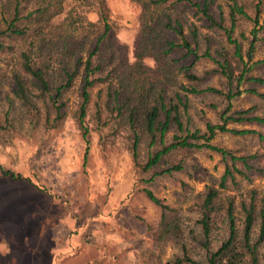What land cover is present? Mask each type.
<instances>
[{"label":"trees","instance_id":"trees-1","mask_svg":"<svg viewBox=\"0 0 264 264\" xmlns=\"http://www.w3.org/2000/svg\"><path fill=\"white\" fill-rule=\"evenodd\" d=\"M132 1L143 8L142 37L134 61L129 58L127 46L116 41L117 26L109 14V0H0V69L13 55L14 101L24 109L31 126H35L41 114L38 103L45 105L49 114L54 111L55 122H59L67 115L70 101L66 95L76 91L74 118L87 143L92 129L103 133L109 127H127L134 143L135 160H138L143 138H148L147 160L136 162L142 172L152 174L151 178L143 180L146 184H153L160 177H172L181 172L188 174L187 158L175 163L171 161L179 152L206 149L221 155L227 164L220 189L207 188L197 203L199 232L192 230L187 235L179 210L165 204L152 190L145 188L144 194L161 209L159 222L155 226L148 225V233L158 248L170 243L180 248L179 254L168 264H260L264 205L257 213L256 191L251 190L250 202L245 198L239 202L244 215L239 225L237 198L226 195L222 190H228L229 182L239 186V178L251 181L253 175H264V167L253 163L256 156H235L215 145L213 140L218 134H231L239 137L259 135L264 141V136L255 130L228 127L230 124L255 123L264 128V115L256 114V106L248 111L232 112V101L242 95L243 85L249 83L264 87V77L251 74L255 67L264 66V60L253 62L260 40L258 34L264 26H260L259 21L263 0L256 5L254 19L237 0H231L230 27L225 26L222 15L218 20L211 13L213 0ZM68 2L74 3V8L66 12ZM174 6L193 8L201 15L200 20L224 31L228 41L235 46L234 53L216 51L215 56L208 49L199 55V29L195 24L189 29L193 38L192 42L189 41L183 21L179 16H174L175 20L173 18L171 8ZM80 7H89L96 12L97 22L82 24L77 11ZM61 15H64L62 23L54 24ZM239 16L253 20L255 25L247 61L241 43L233 36ZM173 33L180 38L179 41L173 38ZM180 51L181 56L176 57ZM203 58L211 59L216 67L200 76L194 68ZM147 60H152L156 66H149ZM210 74L225 77L230 89L224 91L207 84ZM180 78L187 84L180 83ZM233 81L237 82L236 89H232ZM96 89L99 91L93 101ZM246 90L264 101V92H259L257 87ZM189 94L225 98L228 107L219 112L222 124H208L205 133L194 129L189 117ZM10 102L12 108L13 101ZM1 103L0 92V129L5 128L3 122L10 128L11 110L3 112ZM91 104L94 106L91 115L94 128H90L87 122ZM262 105L264 102L258 106ZM211 107L218 109L216 104H211ZM107 137L102 136V139L105 141ZM161 166L164 168L158 171ZM5 175L14 180L30 181L13 172H5ZM220 221L225 225L226 237L215 247L214 230ZM259 221V235L254 240V229ZM195 249L203 252V260L192 256ZM159 260L156 258L153 264Z\"/></svg>","mask_w":264,"mask_h":264},{"label":"rangeland","instance_id":"rangeland-1","mask_svg":"<svg viewBox=\"0 0 264 264\" xmlns=\"http://www.w3.org/2000/svg\"><path fill=\"white\" fill-rule=\"evenodd\" d=\"M237 2L244 6L250 17H256L259 0ZM230 4L231 0H213L211 4V13L218 20L222 15L226 27L231 25ZM109 5V14L117 26L116 41L127 46L129 58L134 61L142 37V5L132 0H109ZM70 8H74V3L66 4V12ZM77 11L84 25L98 20L96 12L89 7H80ZM171 12L173 18L179 16L183 21L189 41H193L189 29L194 24L199 29V55L208 49L212 55L223 50L230 55L234 53L235 46L228 41L226 33L200 20L201 15L195 9L174 6ZM259 16L261 26L264 24V0ZM239 17L233 36L241 43L247 61L255 25L253 20ZM63 18L64 15H61L54 24L62 23ZM172 35L175 40H180L174 33ZM258 37L254 63L264 60V26ZM181 54L180 51L175 56ZM12 59L13 55L0 69L2 111L11 110L12 113L10 128L3 122L5 128L0 129V264H153L158 257L160 260L156 264L172 261L180 248L171 243L163 248L155 245L147 226L157 225L161 209L148 199L143 189L152 190L165 204L179 210L187 235L192 230L198 233L197 203L200 195L209 187L220 189L227 161L206 149L179 152L171 161L175 163L187 158L188 174L181 172L146 184L143 180L151 178L152 174L142 172L136 162L147 160L148 138H143L138 160H135L134 143L127 127H109L103 133L92 129L87 143L74 118L76 91L66 95L70 102L64 120L55 122V112L49 114L47 107L38 103L41 114L37 125L31 126L24 109L14 101L12 67L15 62ZM146 63L156 66L152 60ZM215 67L211 59L203 58L194 71L205 76ZM251 74L264 77V66L255 67ZM179 82L187 84L182 78ZM206 82L224 91L230 89L228 80L220 74H210ZM231 86L236 89L237 82L233 81ZM250 87L264 92L263 86L243 85L242 95L232 101V112L248 111L256 106V114L264 115V106H258L264 101L246 90ZM98 91H93V101ZM188 96L189 117L194 129L205 133L208 124H222L219 112L228 107L225 98L216 95ZM10 100L13 101L12 108ZM211 104H216L218 109L214 110ZM93 111L91 104L87 119L90 128H94L91 119ZM228 127L255 130L264 136V128L255 123L230 124ZM106 135L108 137L104 141L102 136L105 138ZM259 137L218 134L213 143L235 156H256L253 163L264 167V141ZM5 172L22 175L30 181L14 180ZM238 182L239 186L229 182L228 190L222 191L236 196L240 225L244 215L239 202L242 198L250 202L251 190L256 191L257 213L264 205V175H253L251 181L239 178ZM259 231L260 221L254 229V240ZM214 234L213 245L216 247L226 237L225 225L221 221ZM192 256L197 260L204 259L199 249H195ZM259 258L260 264H264V242L259 248Z\"/></svg>","mask_w":264,"mask_h":264}]
</instances>
